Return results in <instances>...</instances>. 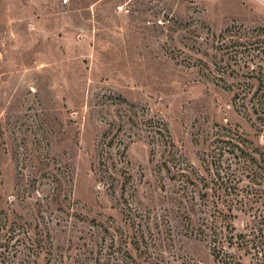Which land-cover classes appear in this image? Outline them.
<instances>
[{"label": "rangeland", "instance_id": "1", "mask_svg": "<svg viewBox=\"0 0 264 264\" xmlns=\"http://www.w3.org/2000/svg\"><path fill=\"white\" fill-rule=\"evenodd\" d=\"M230 27H264V0H0V209L50 227L65 264L108 256L86 238L104 236L106 246L105 226L143 230L168 264H224L190 234L179 204L187 178L176 172L200 184L213 156L207 137L227 121L264 144L213 64ZM143 115L166 125L176 145L166 166ZM110 127L125 174L99 155ZM59 187L63 204L51 206ZM237 214L244 231L247 216ZM226 248L242 264H264L259 249Z\"/></svg>", "mask_w": 264, "mask_h": 264}, {"label": "trees", "instance_id": "2", "mask_svg": "<svg viewBox=\"0 0 264 264\" xmlns=\"http://www.w3.org/2000/svg\"><path fill=\"white\" fill-rule=\"evenodd\" d=\"M224 37L226 43L222 45L224 51L220 60L210 63L214 64L216 74L220 75L219 80L225 84L222 89L233 95L235 111L251 124L256 136H264V27H230L224 31ZM205 64L209 67V63ZM226 78L240 83L228 84ZM127 112V121L135 127L139 116L137 109L130 106ZM141 123L150 131L151 140L163 148L164 155L168 153L165 166L176 160L169 151L176 145L166 125L146 115H143ZM111 128L100 139L99 155L102 161L111 163L116 171L125 174V171L117 169L125 155L124 150L113 151L118 134H113ZM124 129L127 128L124 126ZM207 138L210 148H213V156L208 174L201 178L197 175L200 184H196L192 176L185 175L187 169L178 166L176 172L180 177L187 178L181 186L184 193L179 204L182 214L186 215L192 226L190 234L207 240L214 258L224 264H242L241 258L226 251V245L259 249L258 256L264 263V144H255L245 130L229 121L216 125ZM189 184L194 185L196 190L190 191ZM62 192L60 187L53 189L49 200L51 206L54 203L63 204L60 200ZM34 212L37 213L36 210ZM237 212L247 216L244 231H238L235 225ZM200 213L202 215H198ZM57 219V226H63L61 222L64 223V219ZM42 226L39 220H35L34 225V222L20 215L12 218L0 209V264H65L64 257L56 258L54 255V238L50 227ZM101 230L109 236L106 246L99 244L100 240L105 239L104 236L94 237V233L86 235L93 246L99 245L100 251L108 252V256L104 259L102 256L94 263L168 264L162 247L154 245L155 250L151 251L152 243L156 241L152 239L151 243L147 242L143 230L133 235L111 226L101 227ZM135 251L140 252L139 255H135Z\"/></svg>", "mask_w": 264, "mask_h": 264}]
</instances>
